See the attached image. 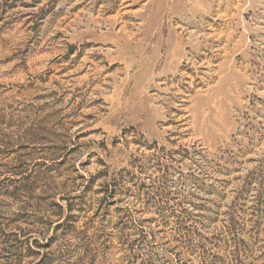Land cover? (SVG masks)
<instances>
[{"label":"rangeland","instance_id":"rangeland-1","mask_svg":"<svg viewBox=\"0 0 264 264\" xmlns=\"http://www.w3.org/2000/svg\"><path fill=\"white\" fill-rule=\"evenodd\" d=\"M0 264H264V0H0Z\"/></svg>","mask_w":264,"mask_h":264},{"label":"trees","instance_id":"trees-1","mask_svg":"<svg viewBox=\"0 0 264 264\" xmlns=\"http://www.w3.org/2000/svg\"><path fill=\"white\" fill-rule=\"evenodd\" d=\"M156 194H157V197H158V198L164 197V193H163V192H159V193H156ZM157 197H156V198H157ZM182 231H185V229H182ZM190 234H191V233L188 232V233H186V234H182V236H183V238L186 239Z\"/></svg>","mask_w":264,"mask_h":264}]
</instances>
